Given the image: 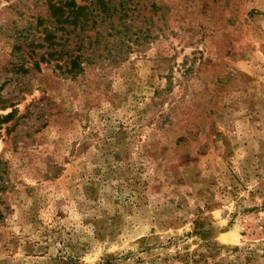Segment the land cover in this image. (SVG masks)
<instances>
[{
    "label": "rangeland",
    "instance_id": "rangeland-1",
    "mask_svg": "<svg viewBox=\"0 0 264 264\" xmlns=\"http://www.w3.org/2000/svg\"><path fill=\"white\" fill-rule=\"evenodd\" d=\"M66 1L0 0V264H264V0Z\"/></svg>",
    "mask_w": 264,
    "mask_h": 264
},
{
    "label": "trees",
    "instance_id": "trees-1",
    "mask_svg": "<svg viewBox=\"0 0 264 264\" xmlns=\"http://www.w3.org/2000/svg\"><path fill=\"white\" fill-rule=\"evenodd\" d=\"M138 1L136 0H95L93 2V5H97L98 8L101 10L102 13L110 15L112 12H120L123 13V15H125L124 13H126V10L131 9L135 10V7L137 5ZM65 6L70 8L71 13H80L82 14V16L84 17V21L87 22L88 21V12L87 11V6L82 5V6H76L75 2L73 0H68L65 3ZM92 5V3H90V6ZM57 10H59V8H56ZM129 27V25H125L124 28ZM123 38L120 39V44L124 45L126 47H129V43L131 44H139L140 42L146 41L148 39H150V37L148 35H135V33H132L131 35H122Z\"/></svg>",
    "mask_w": 264,
    "mask_h": 264
}]
</instances>
